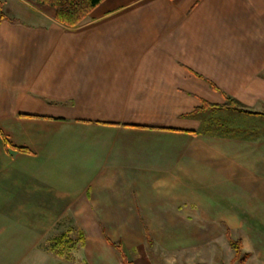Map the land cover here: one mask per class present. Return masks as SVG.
Instances as JSON below:
<instances>
[{
  "label": "crops",
  "instance_id": "crops-1",
  "mask_svg": "<svg viewBox=\"0 0 264 264\" xmlns=\"http://www.w3.org/2000/svg\"><path fill=\"white\" fill-rule=\"evenodd\" d=\"M1 3L0 264H151L199 246L186 229H264V0H105L75 29ZM225 97L258 115L195 112ZM217 112L263 135L214 133Z\"/></svg>",
  "mask_w": 264,
  "mask_h": 264
},
{
  "label": "rangeland",
  "instance_id": "rangeland-1",
  "mask_svg": "<svg viewBox=\"0 0 264 264\" xmlns=\"http://www.w3.org/2000/svg\"><path fill=\"white\" fill-rule=\"evenodd\" d=\"M10 4L15 6L11 2ZM49 10L53 11L51 8ZM225 114L220 112L214 114V119L212 118L216 127L213 130L214 133L237 135L254 139V141L263 135L260 123H256V127L253 130L238 131L237 129L227 128L228 118L224 116ZM68 225H70L68 222H63L57 227V232H53L50 237L58 236ZM185 239L186 241L193 239L195 244L199 241V246H186L182 250L172 252L160 251L154 248L152 253L149 252L151 264H264V258H260V256H264L263 228L250 230L231 229L224 224V221H217V225H202L200 230L186 229ZM146 241L150 247L153 245L150 236ZM233 243L239 244V255L237 257ZM57 258L59 259V257Z\"/></svg>",
  "mask_w": 264,
  "mask_h": 264
},
{
  "label": "trees",
  "instance_id": "trees-1",
  "mask_svg": "<svg viewBox=\"0 0 264 264\" xmlns=\"http://www.w3.org/2000/svg\"><path fill=\"white\" fill-rule=\"evenodd\" d=\"M105 0H28V2L36 8H51L54 11V19L59 24L70 28H77L90 14L100 6ZM2 3L0 1V20L4 18L1 11ZM225 103L222 105H213L206 102L202 103V106L195 110L205 111L208 109L223 111V110H234L246 115H258L251 112L244 107H242L237 101L229 97H225ZM6 146L12 147L7 139H4ZM68 235L66 233L60 234L51 238L50 250L54 251L57 255L63 256L67 251L66 249H71L70 246H65L69 241ZM236 251V257L239 255V244L233 243ZM118 246H116L117 248ZM125 264H132L130 262H125Z\"/></svg>",
  "mask_w": 264,
  "mask_h": 264
}]
</instances>
